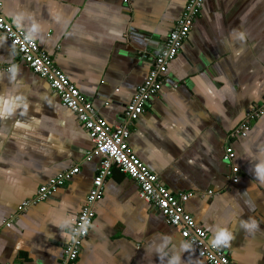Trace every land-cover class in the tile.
<instances>
[{"label":"crops","instance_id":"crops-1","mask_svg":"<svg viewBox=\"0 0 264 264\" xmlns=\"http://www.w3.org/2000/svg\"><path fill=\"white\" fill-rule=\"evenodd\" d=\"M186 2L0 0L7 22L34 40L112 127L123 124L125 106ZM0 65L13 68L0 73V109L5 101L12 109L0 118V264H60L99 158L86 160L93 145L76 114L16 57L2 32ZM263 99L264 0H203L162 88L128 126L131 151L159 182L173 194H191L184 208L207 243L220 232L228 237L214 246L231 264H264V114L244 138L228 140ZM228 144L235 155L226 164ZM231 166L239 170L236 184ZM73 167L79 173L49 199L29 204ZM92 210L70 264H206L118 170Z\"/></svg>","mask_w":264,"mask_h":264},{"label":"built area","instance_id":"built-area-1","mask_svg":"<svg viewBox=\"0 0 264 264\" xmlns=\"http://www.w3.org/2000/svg\"><path fill=\"white\" fill-rule=\"evenodd\" d=\"M202 5L203 0H187L182 15L162 44L160 52L151 60L147 77L137 88L131 101L125 106L123 124L112 127L95 115L90 104L55 66L51 57L41 50L34 40L7 22L1 13L0 4V32L9 42L16 57L33 74L46 80L50 89L59 97L62 105L76 114L77 120L87 131L93 145V149L86 154V160L94 157L99 158V166L91 189L73 221L60 264H70L79 255L82 243L93 222L92 206L100 198L103 184L112 175L114 169L136 184L140 199L159 212L168 225L176 228L182 240L206 264H231L226 252L207 243L206 232L185 211L184 204L191 194H173L163 186L157 176L134 155L127 142L129 138L128 126L138 120L145 112L148 103L159 93L168 66L178 56L182 43L188 37L195 20L200 15ZM142 58L145 56L142 55ZM12 69V66L0 65V73L11 72ZM263 114L264 99L260 105L252 106L244 120L229 134L228 140L244 138L250 130L252 122ZM234 155L231 145H226L222 157L223 162L229 164L234 159ZM78 173L79 168L73 167L52 178L37 190L29 204H38L49 199L58 188L64 186ZM238 173L239 170L236 166L230 167L229 181L231 184L238 182ZM26 206L27 204H22L19 210ZM9 225L10 222L6 224L7 227Z\"/></svg>","mask_w":264,"mask_h":264},{"label":"snow or ice","instance_id":"snow-or-ice-1","mask_svg":"<svg viewBox=\"0 0 264 264\" xmlns=\"http://www.w3.org/2000/svg\"><path fill=\"white\" fill-rule=\"evenodd\" d=\"M240 39H243V35H240L239 37ZM12 111L11 107L8 106L7 101L4 102V106L2 109H0V118H3L4 116H6L7 114H9ZM19 127H24V125L19 124ZM259 171L264 174V168L259 169ZM245 227L251 229L252 227H254V225L248 224L245 225ZM228 239V237L225 235L224 232H220L219 235L217 236V243H221L224 240Z\"/></svg>","mask_w":264,"mask_h":264},{"label":"clouds","instance_id":"clouds-1","mask_svg":"<svg viewBox=\"0 0 264 264\" xmlns=\"http://www.w3.org/2000/svg\"><path fill=\"white\" fill-rule=\"evenodd\" d=\"M17 22H18V21H17ZM35 28H36V26L33 25V26H32V30L34 31ZM26 38H27V37H26ZM212 243H213L214 245H215V244H218V243H217V238H216Z\"/></svg>","mask_w":264,"mask_h":264}]
</instances>
